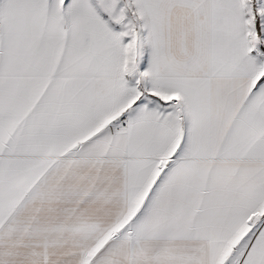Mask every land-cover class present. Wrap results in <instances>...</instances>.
<instances>
[{
	"label": "snow or ice",
	"instance_id": "obj_1",
	"mask_svg": "<svg viewBox=\"0 0 264 264\" xmlns=\"http://www.w3.org/2000/svg\"><path fill=\"white\" fill-rule=\"evenodd\" d=\"M0 264H264V0H0Z\"/></svg>",
	"mask_w": 264,
	"mask_h": 264
}]
</instances>
